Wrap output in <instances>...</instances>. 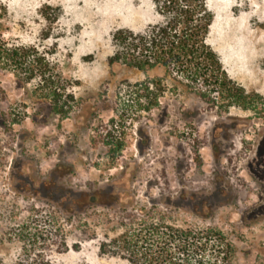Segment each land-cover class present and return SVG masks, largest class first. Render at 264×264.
Listing matches in <instances>:
<instances>
[{
    "label": "rangeland",
    "instance_id": "1",
    "mask_svg": "<svg viewBox=\"0 0 264 264\" xmlns=\"http://www.w3.org/2000/svg\"><path fill=\"white\" fill-rule=\"evenodd\" d=\"M1 1L0 38L46 55L74 99L61 118L49 86L0 70V264H130L101 244L151 242L154 227L213 228L230 264H264L263 186L248 166L264 134V0H207L208 41L249 108L208 100L161 65L109 63L116 30L158 20L153 0Z\"/></svg>",
    "mask_w": 264,
    "mask_h": 264
},
{
    "label": "trees",
    "instance_id": "2",
    "mask_svg": "<svg viewBox=\"0 0 264 264\" xmlns=\"http://www.w3.org/2000/svg\"><path fill=\"white\" fill-rule=\"evenodd\" d=\"M153 3L158 20L139 31L116 30L113 35L116 50L109 57V63H123L144 71L161 65L169 75L193 87L208 100L226 95L230 102L249 108L250 96L230 78L219 54L208 41L214 13L207 0H153ZM7 14L8 9L0 0V29ZM50 66L51 61L35 46L11 44L0 38V70L13 73L23 84L38 80V85L49 86L45 98L50 111L66 118L73 110L74 97L61 91L60 86L65 85ZM157 104L156 100L144 108L150 110ZM22 119L20 113L12 112L9 124ZM154 228L152 234L156 237L158 234V238L151 242L140 245L137 240L132 244L126 240L127 233H123L110 243H102L100 251H107L108 246L115 252L124 248L130 252V264H230L231 247L220 241L211 242L213 236L222 235L213 228H169V232ZM20 264L52 263L41 258Z\"/></svg>",
    "mask_w": 264,
    "mask_h": 264
},
{
    "label": "flooded vegetation",
    "instance_id": "3",
    "mask_svg": "<svg viewBox=\"0 0 264 264\" xmlns=\"http://www.w3.org/2000/svg\"><path fill=\"white\" fill-rule=\"evenodd\" d=\"M250 172L253 174V176L260 180L263 186V190L261 192V202L258 204V206L254 209L257 212H260L262 215H264V134L261 135L259 142L257 143L255 147V151L253 153V157L251 158L250 163L248 164ZM59 167V166H58ZM57 170L56 168H53L49 176L47 177H40L38 180L42 184H50L52 181V173ZM29 174V173H28Z\"/></svg>",
    "mask_w": 264,
    "mask_h": 264
}]
</instances>
